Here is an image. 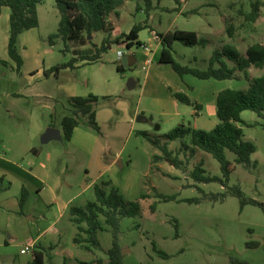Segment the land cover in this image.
I'll return each instance as SVG.
<instances>
[{
    "label": "rangeland",
    "instance_id": "rangeland-1",
    "mask_svg": "<svg viewBox=\"0 0 264 264\" xmlns=\"http://www.w3.org/2000/svg\"><path fill=\"white\" fill-rule=\"evenodd\" d=\"M152 1L153 8L149 11L144 0L139 2L143 10L137 9L135 0L121 6L113 37L129 33L135 25L148 24L140 32V39L155 48L157 32L196 31L210 43L206 47H188L176 42L173 56L182 65L199 69H207L211 57L227 45H234L245 54L252 44L264 43V6L256 22L247 19L252 4L264 0ZM195 9L200 13H193ZM40 15L42 32L48 35L39 51L47 66L69 62L74 51L65 53L62 41L51 45L49 40L50 34L58 31L61 18L56 0H46L40 5ZM103 35L97 33L90 44L80 49L100 45ZM120 50L126 55L134 53L137 65H125L123 59L119 60ZM143 57L144 49L140 46L130 49L121 43L113 44L99 61L97 69L105 75L106 90L112 95L97 106L101 134L91 128L87 119L80 126L98 140L90 136L83 142L77 136L76 140L65 143L60 140L46 143L42 135L33 138L30 133L38 124L50 120V112L35 110L37 103L30 100L20 102L21 113L11 114L10 99L1 95L0 156L7 151L4 146L12 147L8 157L15 165L11 164L7 175L1 176L6 169L0 160V172H3L0 174V264H33L34 251L44 245L45 264H77L79 260L93 261L99 256L107 261L106 251L113 244L111 228L104 224L105 229L99 232L104 251H88L74 243L77 226L70 217L72 206H84L96 200L95 185L104 181H112L127 200L141 203L139 215L124 217L120 222L125 264H264V116L251 110L243 114V119L251 125L244 126L245 139L257 146L252 156L257 167L236 164L226 186L220 182L200 183L191 176L190 172L204 160L207 175L223 177L221 164L210 153L199 151L190 159L188 172H183L166 161L155 163L153 157L161 151L137 133L147 131L157 137L182 124L212 130L218 123L217 115L210 111L215 96L226 88L247 87L248 82L202 80L193 74L182 78L171 65L156 61L145 84ZM120 64L125 68L123 73L117 69ZM229 64L233 66L232 62ZM0 69L2 76L12 74V68L5 61H1ZM251 72L260 76L264 70L253 67ZM131 78L138 82L133 89L128 87ZM174 92H184L202 104L199 114L194 106L178 101ZM26 109L40 118H29ZM136 114L143 115L145 120L127 118ZM183 141L190 143V138L171 142L170 148L176 152ZM57 145L61 152L54 161ZM34 147L38 153L33 152ZM114 156L122 160L123 166L115 164L113 170L102 174L105 164ZM228 156L234 162L235 155L228 152ZM180 157L185 159V154L181 153ZM38 165L47 174L50 189L54 191V178L62 182L48 198L37 196L42 183L32 172ZM235 186L241 187L247 199L260 204L243 206L241 198L230 192ZM24 189L27 197L21 208L18 199L21 200ZM226 192L225 200L210 197L211 193ZM160 194L173 200L165 201ZM143 195L147 196L142 198ZM195 198L200 202H188ZM39 235L40 242L35 244V249L22 253ZM56 243L58 247L50 249Z\"/></svg>",
    "mask_w": 264,
    "mask_h": 264
},
{
    "label": "trees",
    "instance_id": "trees-1",
    "mask_svg": "<svg viewBox=\"0 0 264 264\" xmlns=\"http://www.w3.org/2000/svg\"><path fill=\"white\" fill-rule=\"evenodd\" d=\"M46 0H0V16L4 7L11 10L9 55L16 63L18 72L22 70L24 60L21 55L18 42L20 35L40 25L39 6ZM129 0H56V6L60 12L58 31L49 37L50 44L55 45L62 41L65 45L63 52H71L91 43L89 36L97 33H105L100 45L95 48L92 55L73 56L63 64L56 65L46 71V76L52 73L56 75L64 68L73 67L79 60L97 62L111 49L113 44L126 43L128 48L141 46L139 34L147 24H138L129 33H122L113 37L110 22L111 17H120L119 8ZM138 2L137 9H143ZM146 10L153 8L152 0H144ZM264 2L257 1L252 4V10L247 19L256 22L260 17L261 7ZM231 34V29H228ZM157 36L163 46L159 59L160 64H169L183 78L187 74H193L199 79L219 81L246 80L248 86L244 88H226L217 94V117L218 123L212 130L196 129L194 127L179 125L172 131L161 136L152 137L147 131H138L139 135L145 136L150 143L161 151L155 154V163L166 161L170 165L188 172L190 159L199 151L210 153L221 164L223 177L206 174L205 161L201 160L190 172L195 181L200 183L220 182L226 186L235 165L245 167H257V161L253 154L257 151L256 144L245 139L244 126L249 125L242 117L244 111L251 110L260 116H264V73L260 76L251 72L253 67L264 70V43H255L249 46L243 54L236 46L227 45L217 51L210 59L207 69L192 68L179 63L173 56L174 44L180 42L188 47H206L210 40L199 36L196 31L176 30L174 32H157ZM232 62L233 66L229 63ZM119 72H124L122 64L117 67ZM175 98L187 105L194 106L201 111L202 104L191 99L184 92H174ZM110 96H74L68 98V113L62 120L64 140L71 141L77 127L82 125L83 119H87L91 128L101 134V126L97 119V106L102 100L110 99ZM190 138V143L182 142V146L176 152L170 148L171 142ZM228 152L235 155L234 162L230 160ZM185 154V159L181 158ZM111 186L110 190L107 187ZM234 195L242 200V205L260 204L254 199H247L240 186L230 189ZM96 200L90 201L84 206H72L70 209L71 221L77 226L78 232L74 243L88 251H104L99 239V232L104 230V224L108 225L113 232V244L106 251L107 261L96 258L93 261H80L78 264H125L124 252L120 244V222L124 217H136L140 214V201L127 200L120 190L112 185V181H104L95 185ZM226 193H211L213 200H225ZM147 195H143L145 198ZM163 200L170 201L173 197L159 195ZM26 190H23L20 200L22 208L26 201ZM188 202H200V199H188ZM154 207V206H153ZM155 210V209H153ZM54 246L51 245L50 249ZM45 248L34 251L33 264H45ZM67 264V262H65Z\"/></svg>",
    "mask_w": 264,
    "mask_h": 264
},
{
    "label": "crops",
    "instance_id": "crops-1",
    "mask_svg": "<svg viewBox=\"0 0 264 264\" xmlns=\"http://www.w3.org/2000/svg\"><path fill=\"white\" fill-rule=\"evenodd\" d=\"M193 13H200V12L199 10L195 9ZM10 17H11L10 8L4 7L2 14L0 16V66H1V61L7 62V64L12 68V74L9 77H6L5 74L3 76L2 74H0V104L2 103L1 95H3L6 98H9L11 107L8 110L11 112V114L14 112L19 114V111L20 113L22 111L20 109L21 108L20 102L21 101L30 102V100H33L34 102L37 103V105L35 106L36 108L35 110L49 111L51 118L45 124L40 123L37 125V127H34V130L30 134H32L33 138L42 135V140L43 142L46 143L52 140H60L61 142L65 143L66 140H64L62 120L64 116L68 113V108H69L68 98L74 96H89L91 94H95L101 97L112 96L109 95V93L106 90L108 81L106 80L105 75L102 74V72L97 69L100 60L97 62H90L88 60H79L73 64V67L64 68L57 75L55 73H52L49 76H46V71L54 67L55 65L47 66L46 60L43 59L42 52L39 51L43 46V43H46V36L48 35L42 32V18L40 15V6H39V17H40L39 27L27 30L23 32L19 37L18 46L20 47L18 48L23 56L24 64L22 70L18 72L16 69L17 65L15 61L12 60L9 55V41H10V31H11ZM119 18L120 17H116V16H112L110 18L111 19L110 23L111 26L113 27L111 32H113V30L116 29L118 22L117 20ZM57 19H59L58 15H57ZM54 33L55 32L51 33L50 36ZM100 34H102V32H100ZM94 36H96V34ZM104 37L105 35L102 36V39ZM139 41L142 43L141 45L149 46L151 48V51H146L144 49L143 69L146 71L145 73L146 74L145 84H146L150 78L152 64L156 61H158L159 63L163 46L159 38H158V43L155 45V48H152V46H150L147 42L143 43L142 40L140 39V35H139ZM134 47L135 46H133V48ZM124 57H129L128 63H133L134 65H137L138 58L135 56L134 53L127 55L125 54ZM137 85L138 82L136 81V87ZM215 98L217 99L216 96ZM215 98L213 100V105H211L212 108L210 110L213 115L214 114L217 115V101L215 102ZM26 110L29 114V118L35 119L37 117V115L34 114L32 110L31 111L28 109ZM26 110L24 112H26ZM196 113L199 114V112ZM244 113L245 111L243 112V114ZM137 117H138L137 114L136 116L133 115L127 116L128 119H135L136 121H137ZM37 118H40V116H38ZM97 119L100 120L99 111H97ZM49 129H55V131H59L60 137L57 138L52 137L46 140L45 135ZM77 136H81L83 142L90 136L98 140V137L91 135L88 131L80 129V127H77L75 129L72 141L76 140ZM2 141L4 140L2 139ZM4 149H7V151H5V154L3 156H0V160H2L6 172L5 173L0 172V174L3 173L1 176L7 175L8 173L7 168H12L11 164L15 165V162L10 160V158L8 157V153L12 151V147H8L6 145L4 146ZM32 150L33 152L38 153V150L35 147L32 148ZM54 151L55 153L53 154L52 159L56 161L57 156L61 152V147L57 145L56 147H54ZM96 151L97 150L94 149V153H98ZM115 164H120L121 166H123L122 160L118 158V156H114L113 160L109 161V164H105L106 168L102 172V174L105 173L106 171L113 170ZM32 173H33V177L36 178L40 183H42V186L41 185L38 186V190H39L37 194L38 197L43 196L45 198H48L49 195L51 196L55 190L61 187L62 182L60 178H54L52 181L53 182L52 187L54 188V191L53 189H50V187L47 186V180L49 178L47 174L43 172V169L39 165ZM90 186L91 185L89 184L88 188H90ZM19 199H18V204L20 202ZM39 237L40 235L37 237L36 240L32 242V244L39 243L40 240L37 241ZM55 245L56 246H54V248L58 247L57 243ZM76 245L83 248L78 244ZM44 247L46 246L44 245ZM97 258H100V256ZM68 259L71 260L72 257H69ZM80 261H84V260L77 261V264Z\"/></svg>",
    "mask_w": 264,
    "mask_h": 264
},
{
    "label": "water",
    "instance_id": "water-1",
    "mask_svg": "<svg viewBox=\"0 0 264 264\" xmlns=\"http://www.w3.org/2000/svg\"><path fill=\"white\" fill-rule=\"evenodd\" d=\"M111 26V23H110ZM93 38V36H89L88 39L91 40ZM99 45L98 44H94V46L92 48L89 49H75L74 50V55L78 56V55H92L95 52V48H97ZM129 57H124L123 61L125 65H132L133 63H128ZM128 87L129 89H133L136 87V81L131 78L128 82ZM145 119V117L143 115H139L137 117V121H143ZM157 130L160 129V126L158 125L156 127ZM55 134V135H54ZM52 137H60V133L59 131H55V129H49L45 135V139H49Z\"/></svg>",
    "mask_w": 264,
    "mask_h": 264
},
{
    "label": "built area",
    "instance_id": "built-area-1",
    "mask_svg": "<svg viewBox=\"0 0 264 264\" xmlns=\"http://www.w3.org/2000/svg\"><path fill=\"white\" fill-rule=\"evenodd\" d=\"M142 49H145L146 51H151V48L149 47V46H144V45H141L140 46ZM124 55H125V52H123V51H118V59L120 60V59H123V57H124ZM36 244V243H35ZM35 244H32V245H30V247H26V248H24V249H22V253H26V252H28L31 248L33 249H35Z\"/></svg>",
    "mask_w": 264,
    "mask_h": 264
}]
</instances>
